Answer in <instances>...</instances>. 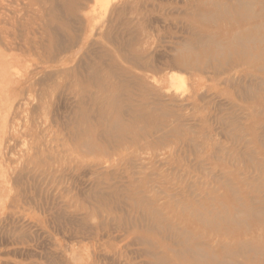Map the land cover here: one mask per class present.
Returning <instances> with one entry per match:
<instances>
[{
	"label": "rangeland",
	"instance_id": "obj_1",
	"mask_svg": "<svg viewBox=\"0 0 264 264\" xmlns=\"http://www.w3.org/2000/svg\"><path fill=\"white\" fill-rule=\"evenodd\" d=\"M151 4L156 12L138 25L140 38H151L149 62L161 67L195 33L213 41L193 46L203 54L200 74L150 75V86L159 81L165 96L176 79L188 105L173 109L178 115L167 122L159 114L154 124L141 123L138 137L108 145L112 162L93 175L98 160L66 129L80 99L77 86L40 82L44 73L28 79L34 92L24 108L8 114L0 103L9 132L0 154V264H160L156 255L164 264H264V22L256 19L264 0ZM238 17L256 24V41L241 53L228 43L239 32L229 26ZM34 63L9 73L34 71ZM199 81L204 89L195 93ZM56 83L65 91L52 93ZM198 242L197 255L187 253Z\"/></svg>",
	"mask_w": 264,
	"mask_h": 264
},
{
	"label": "bare ground",
	"instance_id": "obj_2",
	"mask_svg": "<svg viewBox=\"0 0 264 264\" xmlns=\"http://www.w3.org/2000/svg\"><path fill=\"white\" fill-rule=\"evenodd\" d=\"M157 1L159 0H0V92L8 97L4 101L0 99L2 107L9 108L8 114L24 108L34 89V85H30L27 80L36 74H45L43 76L46 79L42 76V79L39 78L44 83L61 79L72 82L78 88L80 99L71 107L74 114L68 117L66 129L71 142L77 143L78 148H87L89 155L98 160L91 166L92 174L103 175L101 171L104 163L112 162L108 145L127 142L132 136L138 137L135 130L141 123L154 124L159 121V114L167 122L169 117L175 118L178 115L174 110L188 105H184L177 95L180 84L176 79H173L171 89L167 91L168 96H165L161 93L162 83L154 81V86H150V75L174 71L200 74L198 58L203 57V54L198 53L193 46L213 42L210 35L195 33L190 39L177 44L173 49L174 54L161 67L149 62L147 59L151 38L141 39L138 34L145 36L144 25L142 28L138 25L142 26L141 24L151 19L150 16L156 12V7L151 3ZM225 1L238 6L242 0ZM256 19L264 22V12ZM254 21L255 18L238 17L235 25H229L236 26L239 30L233 40H228L229 44H237V52L247 43L256 41ZM32 61L35 62L34 71L27 68L26 73L22 74L17 68L16 76L9 73L10 69L22 66L23 63L28 66ZM71 87L65 88L73 90ZM62 88L56 83L50 86V91L57 94L64 90ZM202 89L204 87L200 81L195 84V93ZM133 90L139 92V101L134 100L136 94ZM48 104L44 106L45 111ZM16 113L18 116V111ZM7 122L8 116L1 115L0 154L3 151V141L9 134ZM96 142H105L106 145L98 150ZM10 162L12 163L11 160ZM24 166L25 164V169ZM2 172L0 169V173ZM97 193L102 195L100 197L105 204L111 203L110 198L102 192H95V197ZM112 209L113 207L110 210ZM237 215L234 213L232 217ZM201 248L202 244L198 242L191 245L187 253L193 255ZM156 256L159 263L164 264L165 257Z\"/></svg>",
	"mask_w": 264,
	"mask_h": 264
}]
</instances>
